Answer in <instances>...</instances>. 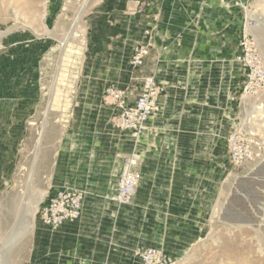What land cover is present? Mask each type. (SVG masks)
<instances>
[{
    "label": "crops",
    "instance_id": "0c3cea01",
    "mask_svg": "<svg viewBox=\"0 0 264 264\" xmlns=\"http://www.w3.org/2000/svg\"><path fill=\"white\" fill-rule=\"evenodd\" d=\"M81 2L48 0L49 25L60 20L67 28ZM88 5L82 19L85 64L77 70L81 80L74 113L62 120L54 115L51 125L69 126L61 139L56 136L63 143L59 156L78 158L74 164L79 167L81 157H89L90 168H73V178L62 180H73L67 186L105 191H88L81 218L49 233L55 244L47 250L42 246L41 260L31 264H141L134 248L175 252L178 234L162 233L160 222H185L182 238L204 235V209L215 203L210 186H220L233 170L209 168V158L216 156L231 165L225 138L243 123L242 96L235 94L240 86L235 61L239 43L224 39L219 29L221 18L232 11L217 0H90ZM59 38L47 34L2 40L0 158L20 156L23 144L33 140L34 126L41 124L46 95L42 81L46 67L58 59L53 46L61 44ZM140 44L149 45L150 53L143 66L133 68L130 59ZM148 76L164 87L160 112L136 137L117 127L118 110L105 90L111 84L125 89L133 103ZM134 153L139 156V178L131 206L144 221L140 226L134 217L131 222L120 214L95 211L100 203L117 205L105 197L117 186L125 159ZM111 161L119 168H110ZM85 171L87 177H81ZM114 179L117 184L108 192Z\"/></svg>",
    "mask_w": 264,
    "mask_h": 264
},
{
    "label": "rangeland",
    "instance_id": "374dc122",
    "mask_svg": "<svg viewBox=\"0 0 264 264\" xmlns=\"http://www.w3.org/2000/svg\"><path fill=\"white\" fill-rule=\"evenodd\" d=\"M217 1L225 4L227 9L232 11V13H227L221 18L219 23L221 36L224 39L230 38L238 42L239 54H241V43L244 36L250 34L256 41L260 58L264 64V0H234L231 4L226 2L227 0ZM48 5V0H0V31H5L6 29L10 31L6 36L1 38V41L4 38L5 42L10 43L18 36L22 38L25 36L42 37L47 36V34L58 36L62 40L68 34L70 25L77 16L80 6L75 15L67 22L69 25L66 28L63 25V21L60 20L58 24H56L57 21L53 20L51 21L52 24L49 25L47 21ZM248 11H251L255 15L253 19L250 18L253 32L247 31ZM83 16L79 21V29L83 30L82 35L71 40L68 49L65 51L62 50V44L53 46L56 48L54 53L58 54V59L52 67H46L47 74L44 75L45 78L42 81V86H45L43 94H46L43 104L45 109L42 114L43 116L40 115V118H44L45 110L49 106L50 97L48 92H50L59 69L60 73L63 74L65 82L68 84L64 87V90L60 86L56 91V100L52 102L54 110L51 111L50 121L54 115L55 117L59 115L58 119L62 120V118L69 117V115L72 117L74 113L73 103L78 95L76 94V86L81 80V76L78 77L77 70L84 67L85 62L83 57L87 47L86 30L82 24ZM55 24L56 26L53 29L52 26ZM49 52L52 51L50 50ZM237 57L238 55L235 57V61L240 66V86L235 94L236 96H242L241 89L246 79L247 68L244 63L237 60ZM60 58H63L62 64L59 60ZM45 63L42 60V64L44 65ZM254 102V98L249 100L242 99L241 118H243V124L248 123V126L252 130L264 136V130H262V127L260 128V126H264V117H259L258 120L261 122L258 121L260 125L258 126V122L255 124L253 118L249 116ZM107 115L112 116L111 113ZM41 124L34 126L33 140L23 144L20 156L0 158V251L4 250L1 247L2 239L13 229L22 214L23 202L26 199L27 177L36 153ZM33 125H35V122H33ZM49 127L45 142L43 141V150H41L39 162L36 168H34L36 171L35 181L31 185V192L34 194L39 192V190H47L49 194L58 186L62 188L73 184V180L70 183H65L62 179L71 180L74 175L72 174L73 168H90L89 157H81V166L79 167L78 162L74 164V159L78 161V158H63V156H59V152H61L60 146L63 143L58 138L56 139V136L59 134L61 139L69 126L59 124L54 126L49 125ZM216 157L209 158V168H233V170L228 172L225 182L221 183L220 186H214L215 189H212L210 186V196L213 198L215 196V203L208 205L207 209H204L203 215L206 216L205 225L207 229L205 234L200 237L188 236L182 238L179 235L185 222L162 221L160 222L162 233L164 232L166 235L177 233V237L179 238V246L176 247L177 251L172 253L163 251L169 256L178 259L179 264H264V163L258 165L246 163L240 167H233L229 164L226 165L225 159L222 161V158ZM65 159L68 161L65 162ZM110 164V168H119V163L116 165L111 161ZM224 164L226 165L225 167ZM122 165L124 166V164ZM113 171L116 177L115 169ZM86 172L81 174V177H87ZM239 183H241L240 189L238 187ZM116 184L117 181L115 182L114 179L108 192ZM86 191H93L94 194H99L105 190L86 189ZM234 191L238 192V195L232 194ZM228 201H232L231 204L236 211L243 212L249 216L252 223L237 226L222 221L220 218L223 207ZM92 209L90 211L94 212ZM95 211L109 212L115 215L120 214L122 219H130V221L134 217L137 226L142 225L144 222L141 218H138L137 208L136 206H131V203L128 205H106L100 203ZM28 221L31 222L30 220ZM36 224L34 232L32 231L24 235V232L19 230L13 237L12 243L14 244L10 249L11 264L39 262L41 260V247L45 246L47 250L48 247L55 244V239L48 236V234L56 232L66 224H74V222L66 223L57 229H52L40 221L39 211H37ZM189 224L197 223L190 221ZM136 234H138V231H136ZM135 249L132 252L133 256L143 264L136 257Z\"/></svg>",
    "mask_w": 264,
    "mask_h": 264
},
{
    "label": "built area",
    "instance_id": "2783aa9c",
    "mask_svg": "<svg viewBox=\"0 0 264 264\" xmlns=\"http://www.w3.org/2000/svg\"><path fill=\"white\" fill-rule=\"evenodd\" d=\"M6 47L0 42V53ZM242 53L237 60L244 63L247 75L242 89L243 95L256 98L264 93V64L258 52V46L250 34L245 35L241 43ZM150 53L149 45L140 44L134 49L130 65L138 68L144 65ZM164 91L154 76L144 78L142 93L130 103L127 90L117 88L114 84L108 86L105 94L110 97L118 110L116 125L121 130L130 131L134 136H141L148 129V122L160 112L159 97ZM228 161L233 167H240L246 163H264V137L249 128L248 124H240L228 132L225 138ZM139 156L132 154L125 159L119 182L113 191L105 198L119 205L131 203L138 185V174L135 170ZM88 192L73 186H64L50 192L40 205L39 218L49 228L60 226L79 220L83 214L84 202ZM136 257L143 264H179L173 258L157 248L137 247Z\"/></svg>",
    "mask_w": 264,
    "mask_h": 264
},
{
    "label": "bare ground",
    "instance_id": "6f19581e",
    "mask_svg": "<svg viewBox=\"0 0 264 264\" xmlns=\"http://www.w3.org/2000/svg\"><path fill=\"white\" fill-rule=\"evenodd\" d=\"M89 2H90V0H82L80 8L78 10V14L73 19V21L70 25V29H69L68 34L62 40H60L61 44H62V50L63 51L68 49L69 44L71 43V40L82 35L83 30L81 31L79 29L80 28L79 21H80V18H82V16L84 15V11L87 8ZM254 17H255V15L253 13H251V11H248V13H247V19H248L247 20V31L253 32L250 18L253 19ZM9 32H10L9 29H6L5 31H0V41H1V38L6 36V34ZM59 60L62 64L63 58H60ZM67 84L68 83L65 82L63 74L60 73V69H59V71H58V73L54 79L53 85L50 88V92H48V95L50 97L49 106L45 110V116L43 118V122L41 124L39 134H38L36 153H35V156L33 159L32 167H31L29 174H28V177H27V191L25 194L26 199L23 202L22 214H21L20 218L18 219L17 223H15V226L14 227L12 226L13 229L8 234H6L5 237L2 239L3 242L1 243V247L4 250L2 249L3 251H0V260H1L0 264H11L10 263L11 262V260H10V249H11L12 245L14 244V243H12L13 237L15 236L17 231L22 230L24 232V235L25 234L27 235L30 232H32V231L34 232V230H36L35 229V227L37 225L36 224V212L39 211L40 205L47 198L48 191L47 190H39V192H37L36 194L31 192V187H32L31 185L35 181V172L36 171L34 168H36V165L39 162L38 160L40 157V153H41V150H43L42 149L43 141L45 140L47 131L49 129V125H51L50 115H51V111L54 110V108L52 107V102L56 100L55 99L56 91L60 86H61V89L64 90V87L67 86ZM252 98L253 97H251L249 95H246V94L243 95L244 100H249ZM254 99H255V102H254L252 110L250 111L249 116H250V118H253V121L256 124L259 121L258 119L260 116L264 117V93L262 95L256 97V98H254ZM259 122H261V121H259ZM259 122L257 123L258 126H260ZM244 124H246V123H244ZM261 127H262V130H264L263 129L264 126H260V128ZM261 136H263V135H261ZM28 220H30L31 222H29Z\"/></svg>",
    "mask_w": 264,
    "mask_h": 264
},
{
    "label": "water",
    "instance_id": "95a60500",
    "mask_svg": "<svg viewBox=\"0 0 264 264\" xmlns=\"http://www.w3.org/2000/svg\"><path fill=\"white\" fill-rule=\"evenodd\" d=\"M239 189L241 188V183L238 184ZM232 194L238 195V192H232ZM258 202V201H257ZM232 201H228L222 211L221 220L229 223L234 224L237 226L242 225H249L252 223V220L249 216L245 215L243 212L236 211L232 206Z\"/></svg>",
    "mask_w": 264,
    "mask_h": 264
}]
</instances>
